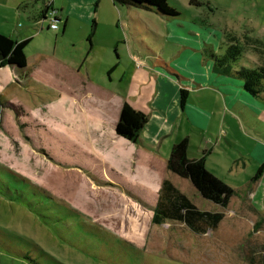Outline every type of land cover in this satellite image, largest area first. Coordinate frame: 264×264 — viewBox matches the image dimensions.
Wrapping results in <instances>:
<instances>
[{
    "label": "rangeland",
    "instance_id": "374dc122",
    "mask_svg": "<svg viewBox=\"0 0 264 264\" xmlns=\"http://www.w3.org/2000/svg\"><path fill=\"white\" fill-rule=\"evenodd\" d=\"M3 1L0 0L1 32L12 37L33 33L35 38L27 47L29 56L38 50L80 74L85 71L86 39L94 20V56L104 55V59L95 68L91 85L127 98L147 114L155 83L147 68L151 63H145V67L138 63L132 57L130 40L124 42L130 35L125 22L130 15L129 24L140 26L137 20H143L159 35L152 43L165 46L168 51L162 53L168 57L178 46H169L162 40L168 35L166 29L178 35L189 34L190 30L194 42L195 33H219L223 42L230 43L231 36L242 39V31L258 27L264 17L260 0H167L177 13L175 17L127 8L112 0H93L90 9L96 12L91 14L88 26L73 23L63 33L60 26L45 32L49 24L45 21L44 31L39 33L32 19L27 15L14 17V8L2 5ZM7 1L11 5L12 0ZM244 36L254 37L251 33ZM113 44L121 46L124 62L112 73L113 80H108L105 63L113 60ZM256 56L250 51L240 62L251 67ZM53 81L73 89L65 94L56 86L34 82L22 87L13 83L1 92L0 264H264V169L257 175L264 161L263 123L252 115L241 119L225 106L220 93L208 87L191 90L196 105L215 112L207 119L205 130L198 131L185 118L174 122L160 142L159 158L143 163L136 171L135 165L125 160L126 146L111 139L109 128L96 121L94 107L102 102L86 94V81ZM56 89L60 91L59 98ZM15 115L23 121L17 122ZM187 133L188 156L199 157L201 147L205 148L209 152L208 168L233 188L226 207L202 198L187 179L165 169L172 141ZM149 173L169 177L198 209L222 212L218 226L196 233L179 221L152 223L157 192L147 186L152 184L147 180ZM30 182L81 215L55 204L54 211L65 216L68 224L55 221L49 216L52 207L42 204L44 198H36L42 193ZM30 193L39 206L27 203L32 200ZM85 224L94 225L91 230L99 236L105 232L126 245L113 239L111 243L106 244V240L91 245L95 235L83 228ZM93 243L106 244L107 253L104 246Z\"/></svg>",
    "mask_w": 264,
    "mask_h": 264
},
{
    "label": "crops",
    "instance_id": "0c3cea01",
    "mask_svg": "<svg viewBox=\"0 0 264 264\" xmlns=\"http://www.w3.org/2000/svg\"><path fill=\"white\" fill-rule=\"evenodd\" d=\"M92 1L93 0H12L11 5H9L10 2L4 0L2 5L14 8L12 10L14 17L15 15L18 17L20 15H27L30 19H32L34 24L38 26V30H35L39 33L44 31L45 21H49L50 23L52 22V18H55L57 19V28L55 29H58L60 26L63 33L68 30V28H70L73 23H78L80 27L88 26L90 24V18L92 17L91 14L96 12V10L91 11L90 9ZM258 4L264 6V0H260ZM121 6H126L127 8L133 9H142L127 5ZM143 10L148 13H156L153 10ZM47 11H52L54 13L52 16L47 15ZM156 14L161 16L158 13ZM131 16L133 15H130V17L125 20L126 24H128L130 35L128 36V40L126 38V40L123 41L128 42L130 40L131 50L134 51V53H131V50H129V52L126 53V57L129 58L131 53L132 57L136 58L139 61L138 63L144 67L145 63L150 62L151 66L147 68L149 75L152 76L151 80H154L155 83V85L152 87V107L150 106V108L147 110L149 117L143 127L139 141L137 143L130 142L129 140L116 135L114 130L120 107L123 102H128L127 98L118 96L112 91H101L99 89H94L91 85V80L95 78L94 70L96 67H98L99 63L101 64L103 62L104 59V55H102L100 58H98L97 55L94 56L95 45L93 41V34L96 26L94 20H92L90 24L92 32L86 39V66L85 71H83L81 74L75 72L72 68L65 66L53 58L43 55L38 50H35V53L29 56L27 54V47L35 38L33 33H19L16 35V37L8 35L17 41L29 39V42L25 47L27 59L26 65L22 69H17L8 65L0 66V97L2 94L1 92L7 86L13 83L19 84L20 87L28 85L31 86L32 83H46L49 86H56L58 89L61 91L63 90L64 93L67 94L68 89H73L70 87L71 85H59L60 83H58L57 80H85L86 84L88 85V91L86 94L94 95L92 100H101L102 102L100 106L94 107L96 109V121L109 128L108 135L111 139H117L122 142L120 146H126L127 152L124 154L127 155V158H125V160H128L130 164L132 162L133 166L135 165L136 171H140L143 163L149 162L147 164H150L153 162V160L159 158V153L157 150L161 144L160 142L163 137L170 133L171 126L174 122L179 123L183 118H185V121L188 124L196 127L195 129H198V131L205 130L207 119L212 118V116L215 115V112H209L205 109V107L196 105L194 103L195 100L191 97V90H202L205 89L204 87H208L209 89H212L213 92L220 93L222 95V99L225 101V106L233 110L234 114L239 116L241 119L252 115L254 119L259 120L264 124V92L257 96L250 95L243 89L240 80L235 78L234 70L240 65L245 66V64L241 62H238L235 65L232 64L231 71L227 73L218 72L213 66V55L223 54L226 47V43L222 41L219 33L215 34L209 32L206 33V35H203L200 32L195 33L193 36L196 42H194L191 40L192 32L190 30L188 31L190 35L186 33L185 35H178L173 29H166L165 31L168 33V35L162 37V40L169 46H178L175 51L171 52L170 57H168L166 56L167 54L162 53L163 50L166 51V53L168 51L165 46L162 47L155 45L156 41L152 43V39L159 38V35L153 30H150L149 25H146L143 20H137L140 23V26H137L136 24H129L128 22H130ZM141 26L142 29L140 28ZM49 29H51V27L47 23L45 32H47ZM248 33L253 34V38H256L264 44V17L262 19V23L259 24L258 27L242 31L241 36L243 37L246 34L248 35ZM146 35L149 36L148 39L151 42L147 41ZM123 41L120 43L121 46L124 43ZM120 45L113 44V50L115 53L113 55V60L111 63H105L108 80H113L112 73L119 68L121 63L123 64L124 62L123 51L121 50ZM199 45L201 47H196ZM222 47L224 48L223 50ZM250 51L252 52V50H248L246 54ZM246 58L249 60L248 57ZM254 59L256 60V58ZM255 60L251 61L253 65L255 62H258ZM41 80H44V82H41ZM53 80H56L57 82ZM181 90H186L187 92L184 105H181L180 101ZM59 92V90H55V94H58V98L60 97ZM197 98L198 100H201L202 97L197 96ZM128 103L133 108H135L130 102ZM147 104L148 103H146L145 106H147ZM138 108L135 109L142 110V107ZM15 117L17 120L18 116L15 115ZM228 119L230 120V118ZM104 120L109 122L106 123ZM22 121L23 120L21 118H18L17 122L21 123ZM188 134L189 133L183 136H187L189 139L187 155L190 146V137ZM179 139L172 142L174 143ZM110 145L112 146V144ZM257 147L259 146L257 145ZM204 149L201 147L202 154L199 157L205 155L206 162V156L209 154V152ZM262 155L264 154L262 153ZM188 157L191 159L199 158L190 156ZM104 160H106V158H104ZM148 176L149 178H147V180L151 181L152 184L147 186H149L152 190L156 189L157 196L159 194L163 179L167 178L171 181V179L165 175L159 177L149 173ZM171 183L173 184L172 181Z\"/></svg>",
    "mask_w": 264,
    "mask_h": 264
},
{
    "label": "trees",
    "instance_id": "16d2710c",
    "mask_svg": "<svg viewBox=\"0 0 264 264\" xmlns=\"http://www.w3.org/2000/svg\"><path fill=\"white\" fill-rule=\"evenodd\" d=\"M113 1L119 5H127L136 8L153 10L154 12L167 17L177 15L175 9L168 5L167 0ZM51 12L52 11H47L46 14L50 15ZM230 39V43H226L223 54L213 55V66L218 72L227 73L231 71L232 64L235 65L236 63L240 62L241 59L245 57L246 52L248 50H252L253 52L257 53L258 56H256V60L258 62H255V64L251 67L240 65L234 70V74L235 78L240 80L243 89L250 95L257 96L261 94L264 92V44L256 38H249L247 36H243L242 39L231 36ZM28 42L29 39L17 41L0 32V66L8 65L17 69L24 68L27 59L25 47ZM186 94V90H181V105H184L185 103ZM147 119L148 114L145 111L135 109L125 101L119 110L118 119L114 128L115 134L129 140L130 142L137 143ZM188 145L189 139L187 136L172 144L166 160L167 171L181 178L187 179L202 198L220 205L221 207H226L231 196L233 195V188L225 183L222 179L214 175L207 168L205 155H202L199 158H189L187 155ZM263 169L264 161L260 164L257 175L261 174ZM29 184L35 186L37 190L42 193L40 196H36V198H44L42 200V204L52 207L53 212L49 213V216L53 217L55 221H60L65 226L66 223L68 224V221L64 219L65 216H61L54 211L55 204H63L61 206L65 205L66 209L71 214H80L77 209L61 200H57L44 188L34 185L31 182ZM26 185L28 187L30 186L28 183H26ZM30 196L32 200L28 201L27 203L30 205L32 204L39 206L40 204H38L37 201H33L32 193H30ZM152 210V223L160 224L168 220L179 221L184 223L189 229L196 233H204L207 231V229H215L223 218L222 212H211L198 209L191 202V200L178 188H176L167 178H164L162 181L159 194L154 206L152 207ZM91 227L95 226L87 224L83 226L85 230L87 229L93 236L95 235V237L90 240L91 245L92 242L103 243L106 240L108 241L106 242L107 244L110 242V239H113L120 244L126 245L120 239H115L108 233L104 232L103 237L99 236L98 233L92 232L93 230H91ZM93 244L97 247L104 246V252L107 253L108 250L106 244ZM100 251L103 250L100 249Z\"/></svg>",
    "mask_w": 264,
    "mask_h": 264
},
{
    "label": "built area",
    "instance_id": "2783aa9c",
    "mask_svg": "<svg viewBox=\"0 0 264 264\" xmlns=\"http://www.w3.org/2000/svg\"><path fill=\"white\" fill-rule=\"evenodd\" d=\"M54 12H51L50 13V15L51 14H53ZM52 16V15H51ZM57 20L55 19V18H52V22H50V27L52 28V29H55V28H57V22H56Z\"/></svg>",
    "mask_w": 264,
    "mask_h": 264
}]
</instances>
